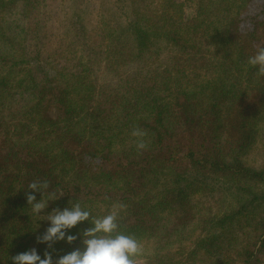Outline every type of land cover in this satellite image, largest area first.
I'll use <instances>...</instances> for the list:
<instances>
[{"label":"trees","instance_id":"obj_1","mask_svg":"<svg viewBox=\"0 0 264 264\" xmlns=\"http://www.w3.org/2000/svg\"><path fill=\"white\" fill-rule=\"evenodd\" d=\"M92 1L0 0V264L83 250L88 221L37 243L75 203L126 205L141 264H264V77L247 63L264 0H100L94 19Z\"/></svg>","mask_w":264,"mask_h":264},{"label":"clouds","instance_id":"obj_2","mask_svg":"<svg viewBox=\"0 0 264 264\" xmlns=\"http://www.w3.org/2000/svg\"><path fill=\"white\" fill-rule=\"evenodd\" d=\"M247 63L253 67H258L257 75L264 77V47H257L254 55L248 58ZM148 135L146 130L136 127L131 132L135 138V147L138 151L147 150L148 143L145 137ZM48 181L30 182L29 192L26 196L27 203L31 206L33 214L39 216L44 209L48 207L49 201H55L54 192H48L45 199V193L49 189ZM42 193L43 198L36 200L35 193ZM108 199V197H105ZM126 208L122 203H114L108 214L100 217H93L91 211L82 207L80 203H75L70 208L64 210L54 209L48 216L50 221L48 227L42 236L37 237V243H44L51 249L53 244L67 239L68 244H72L77 236L67 235L66 231L71 230L78 224L88 221L92 227L85 229L81 235L83 237V250L80 248L61 256L55 262L49 251L44 252V258L41 259L35 248L17 254L11 259L14 264H141L140 257L143 255V245L134 236L119 231L118 220L120 212Z\"/></svg>","mask_w":264,"mask_h":264},{"label":"rangeland","instance_id":"obj_3","mask_svg":"<svg viewBox=\"0 0 264 264\" xmlns=\"http://www.w3.org/2000/svg\"><path fill=\"white\" fill-rule=\"evenodd\" d=\"M113 0H106L107 3H111ZM179 1H184V0H179ZM69 0H47V7H48V11L53 10V11H62L64 8L68 7V6H72L71 4L69 5ZM100 5H101V1L100 0H93L91 3V10L90 12L93 13V19L95 18L96 15H98V13L101 11L100 9ZM109 4H107L106 7H108ZM57 16L59 14L55 13ZM59 17V16H58ZM60 19V17H59ZM92 19V18H91ZM64 26H66V23L64 24ZM88 27V31H92L94 29V23L87 26ZM71 39H73V37L71 36ZM91 41L94 42V38L91 37ZM45 53V51H44ZM55 68L58 67V65L56 66H52ZM53 68H50V71H47V74L49 73H53L54 71Z\"/></svg>","mask_w":264,"mask_h":264}]
</instances>
